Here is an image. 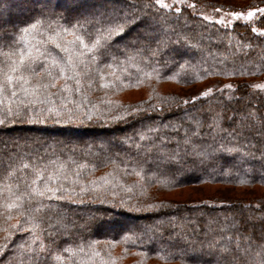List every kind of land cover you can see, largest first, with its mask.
<instances>
[{"label": "trees", "instance_id": "obj_1", "mask_svg": "<svg viewBox=\"0 0 264 264\" xmlns=\"http://www.w3.org/2000/svg\"><path fill=\"white\" fill-rule=\"evenodd\" d=\"M45 1L0 0V264H218L237 246L262 264L264 194L247 192L264 187V91L251 84L264 79V15L224 25L154 0ZM128 2L137 11L115 12ZM125 13L136 22L112 19ZM116 23L126 32L102 54ZM192 185L226 189L168 197Z\"/></svg>", "mask_w": 264, "mask_h": 264}, {"label": "rangeland", "instance_id": "obj_2", "mask_svg": "<svg viewBox=\"0 0 264 264\" xmlns=\"http://www.w3.org/2000/svg\"><path fill=\"white\" fill-rule=\"evenodd\" d=\"M164 2L172 5V7L168 8V9L188 8V9L192 10L193 12L201 15L203 18H205L207 20L214 21L216 23L224 24V25H233L235 23H254L260 16L264 15V12L258 11V9H264V5L263 6H257V7H251V8H247V9L227 10V9H222V8H218V7L199 6V5L195 4L194 2H192L191 0H179V2H176V0H164ZM45 3L50 5L53 3V1L47 0V1H45ZM111 4L114 5V3H111ZM111 4H109V5H111ZM106 8L107 7L104 6V7L100 8L99 10H95L94 12H92V14H96V13H100V12L101 13H108L106 11L107 10ZM115 8H116L115 12H118L120 9L137 11V5L134 2H128V5L115 6ZM249 12H252L251 16L248 15ZM78 13H80L81 15L88 14L85 11H79ZM233 13H238L239 15H233ZM4 23H6V22L4 21ZM152 23H153V26L155 28H157V29L159 28V22H156L153 20ZM251 84H252L253 88L260 89V90L264 91V79H261V78L252 79ZM172 88L175 90H180V91H189L190 90V89L182 88L179 86L178 87L175 86ZM122 96L124 98H133V97L137 96V94L133 93V92H128ZM121 131H126V129H124L122 127ZM116 132H112L109 134L105 133L104 135L95 134L92 137H87L86 140L91 142V143L97 144V143H100L102 141V137H104L105 139L109 138L112 141L114 138L117 137ZM32 133L35 134L33 136H35V138H37V140L40 138H50V135L46 136L44 131H33ZM122 140L124 141V139H122ZM28 144H30V142H28L27 140H18L15 147L20 148L21 146L28 145ZM217 189L223 190L226 188H219V187L216 188V186H215V187H211V189H207L206 186H204V185H199V186L192 185V186L182 187L179 189L177 188L176 190L172 191L168 195V197H170L174 200H177V201L199 202V201L205 200L206 196L209 193L215 192V190H217ZM252 191H256V193L264 194V187H259L256 190H250L247 193L252 195L253 194ZM231 194H244V193L240 188H237ZM85 217L88 219V217H90V216H85ZM74 223H75V220H72L70 224L67 222L66 228L70 229L72 227V224H74ZM132 226H134L133 222H131V221L125 222L126 228H130ZM139 228H143V229L147 230V225H145L144 223H141L139 225ZM101 230H103V229H101ZM147 235H151V234L147 231ZM147 237L150 239L153 238L152 236H147Z\"/></svg>", "mask_w": 264, "mask_h": 264}, {"label": "snow or ice", "instance_id": "obj_3", "mask_svg": "<svg viewBox=\"0 0 264 264\" xmlns=\"http://www.w3.org/2000/svg\"><path fill=\"white\" fill-rule=\"evenodd\" d=\"M176 2H179V0H176ZM155 5H160L161 7H165V8H171L172 7L171 4L165 3L164 0H155ZM155 5H149V6L151 7V6H155ZM175 11L176 12H180V8H176ZM258 11L264 12V9H258ZM233 15H239V14L238 13H233ZM248 15L251 16L252 12H249ZM112 19H115V20L124 19L125 23H128L129 19H131L133 22H136L135 17L129 18L127 13H125L124 16L116 15ZM106 22L107 23H111L112 21L108 20ZM129 26H131V25H129ZM32 27H35V25H32ZM25 31H27V29H25ZM106 31H107V39L111 40V43L108 44L107 47H105L103 49L102 54H107L109 48H111L112 46H114V45L119 43V36H122L126 32V29L124 28L123 25H121L119 23H116L114 25V27H109ZM113 36H116L117 38L113 39ZM0 39H2V37H0ZM58 47H59V45H58ZM93 47H95V45H93ZM64 50L67 51L66 49H64ZM89 51H91V49H89ZM5 55L9 56V54H7V53ZM24 59H25V57L23 55H20V61L23 62ZM32 63L33 62L30 61L25 66L27 70L33 71ZM17 67H19V65L11 67L10 71L15 72L17 70ZM7 79L9 81H11L12 80V76H10V75L7 76ZM19 79L23 80L24 77H20ZM37 87H39V85H37ZM228 87H231V85H229ZM135 114L136 113H133V115H135ZM197 127H199V124H197ZM216 127H217V130H222V129H220V126L218 124L216 125ZM149 130L151 131L152 129H149ZM229 136H232V134L229 133ZM140 138L143 139L144 137L141 136ZM185 142L189 143L190 140L186 139ZM213 151L215 152V151H218V150L217 149H213ZM219 151L222 152V153H226L227 152V150L224 149L222 145H221V148L219 149ZM194 154L198 155V156H207L208 155V153H205V152H199V153H194ZM260 178L264 179V174H261ZM49 191H51V189H49ZM39 195L43 196L44 192H40ZM257 231L260 233V238L264 239V231H262L261 229H257ZM250 248H251V246H249V248H245V249H240L239 246H237L236 249H234V250L229 249V248H225L222 253L218 254L220 256L218 264H250V261L252 260V256H253L252 251L250 250ZM262 264H264V261H262Z\"/></svg>", "mask_w": 264, "mask_h": 264}]
</instances>
